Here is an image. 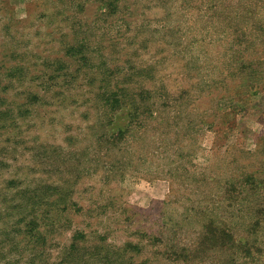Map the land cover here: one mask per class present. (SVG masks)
Here are the masks:
<instances>
[{
    "label": "rangeland",
    "instance_id": "1",
    "mask_svg": "<svg viewBox=\"0 0 264 264\" xmlns=\"http://www.w3.org/2000/svg\"><path fill=\"white\" fill-rule=\"evenodd\" d=\"M0 114V264H264V0H0Z\"/></svg>",
    "mask_w": 264,
    "mask_h": 264
},
{
    "label": "trees",
    "instance_id": "2",
    "mask_svg": "<svg viewBox=\"0 0 264 264\" xmlns=\"http://www.w3.org/2000/svg\"><path fill=\"white\" fill-rule=\"evenodd\" d=\"M71 50H72V51L74 52V54L78 57V55H77L78 52H76V51H78V50H77V49H75V50H74V49H71ZM77 57H76V58H77ZM82 59H83V58L78 57V62H79V61H85V59H83V60H82ZM83 65H85V64H83ZM97 69H98V70H102V65H101V66H98ZM111 72H112V70L109 69V71L106 70V71H104V72L101 73L102 76H103V75H104V76H107L106 79H103V81H106L107 79H111V76H112V75H108V73H111ZM107 91L110 92V93H112V94L115 93V91H109V90H107ZM2 115H3V114H0V116H2ZM258 183H259V182H258L256 179H254L252 176H250V177H249V182H248L247 184H245V185H246L247 187H251V188H253V190L255 191V188L258 186V185H257ZM259 184H261V185L263 186V184H264V180H262ZM60 197H61V196H60ZM251 226H252V225H251ZM251 226H250V227H251ZM250 227H249V228H250ZM244 251L249 253V249H247V248H244Z\"/></svg>",
    "mask_w": 264,
    "mask_h": 264
}]
</instances>
